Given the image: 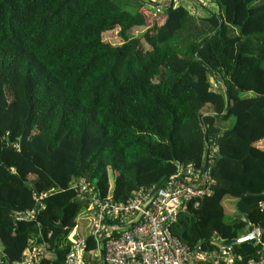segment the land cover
Masks as SVG:
<instances>
[{
	"label": "trees",
	"instance_id": "1",
	"mask_svg": "<svg viewBox=\"0 0 264 264\" xmlns=\"http://www.w3.org/2000/svg\"><path fill=\"white\" fill-rule=\"evenodd\" d=\"M209 1L215 8L202 4L201 16L181 0H0V245L7 264L21 262L35 237L45 247L41 264H66L77 224L88 256L96 250L88 199L71 187L74 179L124 202L181 166L204 169L207 154L213 193L181 209L172 234L191 249H213L217 237L245 234L247 215L261 235L233 245L236 264L260 257L264 0ZM150 5L154 11L144 12ZM136 28L145 30L131 37ZM113 30L120 44L104 40ZM246 92L255 93L252 103ZM34 192L50 194L33 221L16 220L14 212L37 206ZM225 198L234 201L229 215Z\"/></svg>",
	"mask_w": 264,
	"mask_h": 264
},
{
	"label": "built area",
	"instance_id": "2",
	"mask_svg": "<svg viewBox=\"0 0 264 264\" xmlns=\"http://www.w3.org/2000/svg\"><path fill=\"white\" fill-rule=\"evenodd\" d=\"M180 0H173L178 3ZM160 6L157 5L156 11ZM211 154L218 147H210ZM214 180L202 168L193 164L179 167L178 171L158 185L140 188L124 202L103 197L84 177L74 179L71 187L88 199L87 213L90 234L96 242L91 256L86 251V237L79 224L68 235L71 243L66 264H236L241 257L233 245L217 242V247L191 249L171 232L181 209L190 202L213 193ZM50 192H34L37 206L14 212L16 220L33 221L43 200ZM264 209V203L261 204ZM257 241L261 230L255 226ZM38 238L29 240L24 259L14 264H41L45 247ZM0 264H7L0 245ZM247 264H264V246L259 258Z\"/></svg>",
	"mask_w": 264,
	"mask_h": 264
},
{
	"label": "rangeland",
	"instance_id": "3",
	"mask_svg": "<svg viewBox=\"0 0 264 264\" xmlns=\"http://www.w3.org/2000/svg\"><path fill=\"white\" fill-rule=\"evenodd\" d=\"M156 4H160V5H163L162 3H166L170 0H153ZM181 4L187 6L193 13L195 14H198V15H203L205 14L204 10H202L200 7L201 5H208L209 8H212L214 9L215 6L214 4H210V1L209 0H181L180 2ZM152 6V5H150ZM157 20H160L162 21L163 18H164V13L161 14V15H158L157 17ZM145 28L144 29H140V28H136L134 29L133 31H130L129 34L131 35V37H139V36H142L143 32H144ZM118 30H113V31H109V32H106L104 33V40L105 41H109L113 44H120L122 42L121 38L118 37ZM213 85L215 86V88H217V86L215 85L214 81H213ZM113 180H114V176L112 175L111 176V183H113ZM223 204L226 208V211H227V214L229 215L230 213V209H232V206L234 204V201L233 200H230L229 198H225L223 200ZM88 217V214L86 215ZM81 224L83 225L84 229L85 230H88V226H87V223L84 219L81 220ZM82 227V228H83ZM83 231V230H82ZM84 232V231H83Z\"/></svg>",
	"mask_w": 264,
	"mask_h": 264
},
{
	"label": "water",
	"instance_id": "4",
	"mask_svg": "<svg viewBox=\"0 0 264 264\" xmlns=\"http://www.w3.org/2000/svg\"><path fill=\"white\" fill-rule=\"evenodd\" d=\"M178 164V162H177ZM204 170L207 171L208 170V154L205 156V160H204ZM251 194V192H247L246 195ZM237 208V205H236ZM237 214H240V212L238 210H236ZM245 219L248 220L249 222V231L247 232L246 235H243L239 238H235V239H222L221 237H217L216 241L223 244V245H235L238 243H242V242H253L256 243L257 242V237L255 234V225L252 223V221L249 219V217L247 215H245Z\"/></svg>",
	"mask_w": 264,
	"mask_h": 264
},
{
	"label": "crops",
	"instance_id": "5",
	"mask_svg": "<svg viewBox=\"0 0 264 264\" xmlns=\"http://www.w3.org/2000/svg\"><path fill=\"white\" fill-rule=\"evenodd\" d=\"M146 9V10H145ZM145 9H143V11L145 12V11H147V12H149V11H154V8L152 7V6H146V8ZM146 12V13H147ZM221 87H222V85H221ZM255 93L254 92H246V93H244L243 94V99L245 100V101H251V103L254 101V98H255ZM242 104V108L244 107V105H246V104H244V103H241ZM240 103L239 104H235L234 105V109H235V112H238V111H240ZM241 108V109H242ZM232 120L231 119H229V120H227V121H224L223 123H222V127L225 129V128H227V127H229V126H231V124H232ZM259 146H261V147H264V140H262L261 142H259V144H258ZM233 210L232 209H230V212L229 213H231ZM227 212V211H226ZM248 231H249V229H248ZM247 231V232H248ZM247 232L245 233V234H243V235H246L247 234ZM242 235V236H243Z\"/></svg>",
	"mask_w": 264,
	"mask_h": 264
}]
</instances>
